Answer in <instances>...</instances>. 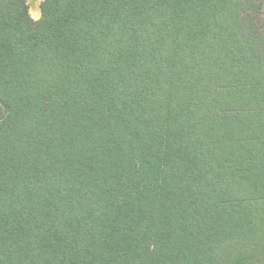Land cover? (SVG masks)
<instances>
[{
    "label": "trees",
    "instance_id": "16d2710c",
    "mask_svg": "<svg viewBox=\"0 0 264 264\" xmlns=\"http://www.w3.org/2000/svg\"><path fill=\"white\" fill-rule=\"evenodd\" d=\"M264 0H0V264H264Z\"/></svg>",
    "mask_w": 264,
    "mask_h": 264
},
{
    "label": "rangeland",
    "instance_id": "374dc122",
    "mask_svg": "<svg viewBox=\"0 0 264 264\" xmlns=\"http://www.w3.org/2000/svg\"><path fill=\"white\" fill-rule=\"evenodd\" d=\"M42 0H26L27 4H28V11H29V15L33 18V19H38L40 16V3ZM264 12V10H263ZM263 25H264V15H263ZM2 111L0 109V116L2 114Z\"/></svg>",
    "mask_w": 264,
    "mask_h": 264
}]
</instances>
